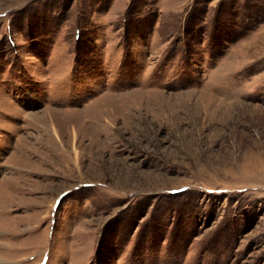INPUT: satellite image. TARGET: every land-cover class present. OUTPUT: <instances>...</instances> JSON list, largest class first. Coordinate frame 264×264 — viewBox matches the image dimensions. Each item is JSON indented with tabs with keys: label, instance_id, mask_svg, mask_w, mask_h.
Wrapping results in <instances>:
<instances>
[{
	"label": "rangeland",
	"instance_id": "374dc122",
	"mask_svg": "<svg viewBox=\"0 0 264 264\" xmlns=\"http://www.w3.org/2000/svg\"><path fill=\"white\" fill-rule=\"evenodd\" d=\"M0 264H264V0H0Z\"/></svg>",
	"mask_w": 264,
	"mask_h": 264
}]
</instances>
